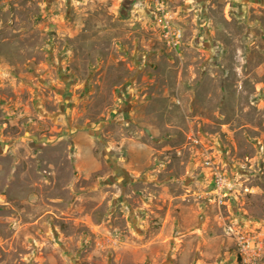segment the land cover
Instances as JSON below:
<instances>
[{"label": "rangeland", "instance_id": "374dc122", "mask_svg": "<svg viewBox=\"0 0 264 264\" xmlns=\"http://www.w3.org/2000/svg\"><path fill=\"white\" fill-rule=\"evenodd\" d=\"M164 2L0 0V264H264V0Z\"/></svg>", "mask_w": 264, "mask_h": 264}, {"label": "built area", "instance_id": "2783aa9c", "mask_svg": "<svg viewBox=\"0 0 264 264\" xmlns=\"http://www.w3.org/2000/svg\"><path fill=\"white\" fill-rule=\"evenodd\" d=\"M154 19L160 26V35L164 44L171 50H176L182 42L183 32L175 23L172 12L165 6L164 0H153ZM228 183L220 174L214 176V193L220 200L223 198V192L228 189ZM236 242L237 251L241 264H256L263 248V242L260 236H253L248 233H242L229 226L226 228Z\"/></svg>", "mask_w": 264, "mask_h": 264}]
</instances>
